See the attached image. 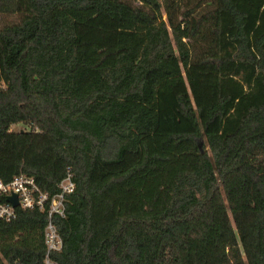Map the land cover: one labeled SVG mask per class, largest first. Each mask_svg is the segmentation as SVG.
I'll list each match as a JSON object with an SVG mask.
<instances>
[{"label":"trees","instance_id":"16d2710c","mask_svg":"<svg viewBox=\"0 0 264 264\" xmlns=\"http://www.w3.org/2000/svg\"><path fill=\"white\" fill-rule=\"evenodd\" d=\"M68 168L56 264H264V0H0V178ZM46 221L0 220V264Z\"/></svg>","mask_w":264,"mask_h":264},{"label":"built area","instance_id":"2783aa9c","mask_svg":"<svg viewBox=\"0 0 264 264\" xmlns=\"http://www.w3.org/2000/svg\"><path fill=\"white\" fill-rule=\"evenodd\" d=\"M75 182L70 168L57 183V191L49 193L43 190L32 175L24 172L14 174L10 179L0 178V220H11L16 216V208H37L46 211L47 221L43 230V240L46 252L43 264H56L51 258L53 250H59L62 246V238L56 229L53 215H65L66 197L73 191ZM16 194L17 205H14L7 196Z\"/></svg>","mask_w":264,"mask_h":264},{"label":"rangeland","instance_id":"374dc122","mask_svg":"<svg viewBox=\"0 0 264 264\" xmlns=\"http://www.w3.org/2000/svg\"><path fill=\"white\" fill-rule=\"evenodd\" d=\"M25 127H27V125L25 123H22V122H16V123H12L10 125V129H12V130H19V129H23Z\"/></svg>","mask_w":264,"mask_h":264},{"label":"water","instance_id":"95a60500","mask_svg":"<svg viewBox=\"0 0 264 264\" xmlns=\"http://www.w3.org/2000/svg\"><path fill=\"white\" fill-rule=\"evenodd\" d=\"M7 199L10 200L14 205H17L18 203L16 194H11L7 196Z\"/></svg>","mask_w":264,"mask_h":264}]
</instances>
